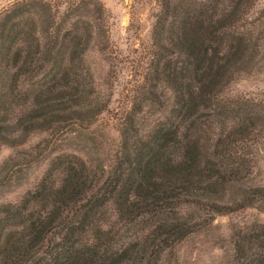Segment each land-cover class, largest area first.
<instances>
[{
	"label": "trees",
	"instance_id": "obj_1",
	"mask_svg": "<svg viewBox=\"0 0 264 264\" xmlns=\"http://www.w3.org/2000/svg\"><path fill=\"white\" fill-rule=\"evenodd\" d=\"M256 2L158 0L133 82L140 105L112 153L87 132L108 103L86 63L108 38L101 2L17 0L0 11V148L75 127L98 154L62 151L19 201L0 203V264H162L216 215L264 210V186L248 182L264 103L227 93L260 54ZM165 90L164 113L139 130L136 114L164 105ZM230 245L226 264H264V222L236 226Z\"/></svg>",
	"mask_w": 264,
	"mask_h": 264
},
{
	"label": "rangeland",
	"instance_id": "obj_2",
	"mask_svg": "<svg viewBox=\"0 0 264 264\" xmlns=\"http://www.w3.org/2000/svg\"><path fill=\"white\" fill-rule=\"evenodd\" d=\"M17 0H0V11ZM107 13L108 38L104 49H93L87 55V65L95 79L98 101H107L87 132L102 142L103 152L116 150L119 145V129L127 124L128 116L138 109L140 101L134 94L133 82L139 78L144 65V50L149 46L154 15L158 0H98ZM264 11V0H257L254 15ZM257 12V13H255ZM260 16V14H258ZM227 93L244 96L257 103H264V40L253 68L233 80ZM160 99L164 105L148 103L136 114V127L145 129L154 118L160 117L170 97L165 90ZM78 127V126H77ZM77 128L53 129L36 132L17 146L0 148V203L17 202L34 188L49 160L62 151L72 152L86 161L98 154L80 143L74 136ZM253 168L249 183L264 186V136L252 145ZM101 156L102 155L101 153ZM193 212V208H188ZM264 222V210L255 208L216 215L211 223L186 236L176 245V256H166L162 264L171 258L172 264H226L231 253L230 238L236 226L250 220Z\"/></svg>",
	"mask_w": 264,
	"mask_h": 264
}]
</instances>
